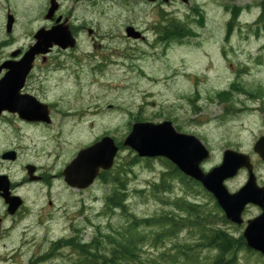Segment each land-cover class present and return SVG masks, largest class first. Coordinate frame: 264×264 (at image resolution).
<instances>
[{
    "label": "rangeland",
    "instance_id": "rangeland-1",
    "mask_svg": "<svg viewBox=\"0 0 264 264\" xmlns=\"http://www.w3.org/2000/svg\"><path fill=\"white\" fill-rule=\"evenodd\" d=\"M247 1L250 0H196L184 5L98 0L76 5L72 0H63L62 10L71 14L74 21L79 20L100 32L98 48L86 30L81 34L82 49L71 54L73 59L65 60L57 55L64 65L62 71L54 69L57 60H53L55 64L46 86L50 100L56 104L52 125L32 129L40 130L38 149L33 154L37 153L38 163L50 176L51 195L45 185H39L36 240L29 236L28 242L32 244L17 241L8 245L6 253L12 252L14 257L7 264L69 261L75 257V251L63 247L51 252L54 241L75 235L76 227L82 229L83 238L89 241L96 225L106 226L109 221L120 220L117 214L110 218L101 214L111 183L98 178L89 188L78 191L55 177L76 147L104 135L123 144L138 116L153 122L171 120L179 131L198 136L210 148L211 156L203 163L208 171L221 163L229 136L241 130L249 131L246 126L259 129L262 113L251 115L250 110L243 113L240 108L262 105V101H249V97L234 87L229 91V99L219 96L233 80H245L244 84L264 88L263 33L259 41L242 38L244 20L255 18L259 9L251 8L239 20L233 17V11ZM47 8L46 0H0V32L5 30L10 9L15 14V34L21 36L22 45L33 44L34 34L48 24ZM230 20L232 33L226 39ZM175 22L197 35L183 33L179 39L164 38L170 24ZM129 26L142 33L144 39L128 37ZM253 28L247 24V32ZM68 110L83 116H67ZM65 138L70 140L72 148L69 143L64 144ZM135 155V151L123 146L115 162V172H120L126 182L128 208L141 217L164 213L170 205L164 203L163 197L172 200L173 196L185 194L184 189L178 180H173L172 193L153 195L150 186L160 179L166 166L159 158L131 164ZM194 192L187 196L201 203L211 199L207 193ZM48 198L53 200V207L46 205ZM195 238L192 232L184 230L178 239L167 238L157 248L151 245L145 248L154 258L161 251H167L163 264H186L178 249H173V240L184 244L194 242ZM202 251L201 257L211 255L209 250ZM47 252L50 257L44 262L38 261ZM175 256L180 257V262L171 261ZM238 256V264H264V260L252 254L240 252Z\"/></svg>",
    "mask_w": 264,
    "mask_h": 264
},
{
    "label": "flooded vegetation",
    "instance_id": "flooded-vegetation-1",
    "mask_svg": "<svg viewBox=\"0 0 264 264\" xmlns=\"http://www.w3.org/2000/svg\"><path fill=\"white\" fill-rule=\"evenodd\" d=\"M46 1L48 4L46 13L48 12L52 1L57 4L58 9L51 18H47L45 15L48 19V24L43 27L50 29L53 26L64 22L69 26L76 40L75 47L63 49L59 46H54L47 54L36 55L32 63V68L28 73L23 75V72L18 71V69H21L22 59L26 52L31 48L32 44L27 46L22 45L21 36L15 34V14H13L15 21L11 30H8L6 23L5 30L0 32V82L9 77L12 85L10 86L9 91L8 89H5L4 91L8 93L10 92L12 95V92L14 93L15 90L19 101V103L15 102L10 104H3L0 101V264H7L14 257V253H6V247L8 245H14L17 241L21 242V244H32V241L28 242L29 236L33 238V240H36L35 217L38 216L40 211L38 205L39 185H45L48 195H51L50 176L44 172L42 165L38 163L37 153L33 154V150L38 149V131L40 130L32 129H37V127L46 128L52 125L56 104L50 100L46 86L49 82V72L53 69L52 66L55 64L53 60H57L54 69L56 71H62L64 65L60 63L57 55H61L67 60L71 58V54H77L76 51L82 49L81 34L86 30L91 39L94 40V46L98 48L100 32L85 23H81L79 20L74 21V19L71 18V14H66L62 10L64 5L63 0ZM118 1L151 2L149 0ZM72 2L79 5L83 3H97L98 0H72ZM191 2H196V0H188L186 2L184 0L153 1V3L184 5H189ZM227 8L228 6H226V9ZM251 8H258L259 11L252 20H244L245 22L242 24L244 36L242 38L249 39L252 37L259 41L262 33L264 37V0L247 1V3L241 8L239 7L237 11H233V17L236 18V20H239L241 14L250 11ZM10 14L12 13L10 12V9H8L6 20ZM59 18H61L60 21H58ZM230 22H232V20L229 21L227 27L226 39H229L232 33ZM247 24L252 27L254 26L249 32H247ZM192 33V36L197 35V32L194 30H192ZM165 37L166 36L164 35V38ZM134 39H144V36L141 33L139 37ZM99 46H101V44H99ZM244 82L245 80H233L225 88V91L222 92L228 93L232 87H235V89L240 90L239 92L241 95L249 97V101H262V105H246L243 108H240V111L242 112L243 110V113L250 110L251 115L262 113V116L258 119L259 129L246 126L249 131H238L234 133V136H229L226 139L222 161L225 151L234 150L241 153L242 163H240L241 166L234 175L226 178L225 185L230 193H236L245 188L251 179H253L255 186L258 189L256 194L259 196V199L256 202L248 201L245 204L242 210L240 223L232 221L225 213L224 215L227 221L226 226H228L230 234L236 236V232H238L237 237L243 238V242L247 248L242 252L252 254L261 260H264V253L250 248L247 244V238L245 237V231L250 222L264 218V153L262 154L256 148L259 141L264 137V88H261V86L252 87L248 84H244ZM13 85H20V87H18L19 90ZM40 103L47 105L51 122L48 123L33 119L35 115H38ZM65 115L74 117L83 116L77 111L71 112L69 110ZM180 130L183 129L180 128ZM42 131L46 132L47 130ZM73 131L77 132L78 130ZM45 140L47 141L49 139L45 138ZM64 140L66 141L64 144L70 142L69 139L66 140L65 138ZM97 141L98 138L90 144H84L78 148L76 147L73 150L72 155H70L69 159L55 177L59 180L65 181L70 189L84 191L86 188H75L66 182L64 170L70 165L79 150L93 145ZM70 143L69 145L72 148ZM261 147L264 148V144H262ZM34 158H36V160ZM97 181L98 176L94 183ZM47 185L49 187H47ZM46 205L53 207V200L48 198ZM41 211L44 212L43 209Z\"/></svg>",
    "mask_w": 264,
    "mask_h": 264
},
{
    "label": "trees",
    "instance_id": "trees-1",
    "mask_svg": "<svg viewBox=\"0 0 264 264\" xmlns=\"http://www.w3.org/2000/svg\"><path fill=\"white\" fill-rule=\"evenodd\" d=\"M183 32L193 35L192 29L184 26L181 28L175 22L170 24L164 35L170 39H178ZM229 95V91L219 93L224 100L229 99ZM140 120L146 119L138 116L135 121ZM117 144L120 149L123 148L122 142ZM159 159L164 162L166 170L159 180L152 182L151 193L155 196L172 193L173 180H178L185 194L173 196L172 200L163 197L164 203L170 205L168 210L156 216L141 217L128 208L126 182L120 177V172H115V164L112 169L102 171L99 175L103 181L111 183V191L105 198V208L101 214L108 218L117 214L121 217L120 220L109 221L106 226L96 225L89 241L83 238L80 227L75 228V235L54 241L51 252L63 247H70L75 251V257L69 261L55 264H163L167 259V251H161L158 258H154L147 254L145 247L151 245L157 248L167 238L178 239L184 230L192 232L196 237L195 241L182 244L179 240H173L172 246L173 249H178L183 261L188 262L186 264H238V254L247 247L243 238L230 234L228 228L223 227L227 221L214 197L201 183L183 174L171 161L162 157ZM141 160L149 162L152 158L142 159L135 155L131 164H137ZM195 190L196 193H207L211 199L201 203L189 198L187 194L195 193ZM202 250H209L211 255L201 257ZM48 257L49 252L44 253L38 261L44 262ZM171 261L180 262V257H172Z\"/></svg>",
    "mask_w": 264,
    "mask_h": 264
},
{
    "label": "water",
    "instance_id": "water-1",
    "mask_svg": "<svg viewBox=\"0 0 264 264\" xmlns=\"http://www.w3.org/2000/svg\"><path fill=\"white\" fill-rule=\"evenodd\" d=\"M57 9V4L52 1L46 17H53ZM14 21L13 14H10L7 19L8 30H11ZM126 33L127 36L133 38L140 36V33L132 26L126 28ZM34 37L35 43L24 55L21 62L22 67L18 69L23 72V75L32 68L36 55H45L54 46L63 49L76 46V40L69 26L64 22L50 29L40 28ZM11 85L9 77L0 82V101L3 104L19 103L15 90L12 95L10 92L4 91L5 89L9 91ZM13 86L17 89L20 87V85ZM33 119L51 122L47 105L40 103L38 115H35ZM262 144H264V137L256 147L263 154ZM123 146L131 148L141 158L163 157L171 161L185 175L200 182L215 197L227 217L234 222H241L242 210L248 201L256 202L259 199L256 194L258 189L253 179L245 188L236 193H230L226 188V178L234 175L241 166L242 155L240 152L225 151L222 163L205 171L202 163L209 159L210 150L198 136L179 131L171 120L135 122L124 139ZM118 151L119 145L115 139L110 135H104L93 145L85 147L77 153L64 170L66 182L72 187H89L101 170H109L113 167ZM245 237L250 248L264 253V218L251 221L245 231Z\"/></svg>",
    "mask_w": 264,
    "mask_h": 264
},
{
    "label": "bare ground",
    "instance_id": "bare-ground-1",
    "mask_svg": "<svg viewBox=\"0 0 264 264\" xmlns=\"http://www.w3.org/2000/svg\"><path fill=\"white\" fill-rule=\"evenodd\" d=\"M183 33H185V32H183ZM179 35H180V34H179ZM166 36H167V35H166ZM181 37H182V36H181ZM167 39H168V38H167ZM176 39H177V38H176ZM178 39H179V38H178ZM159 40H161V39L159 38ZM165 40H166V39H165ZM169 40H170V39H169ZM169 40H168V41H169ZM168 41H167V42H168ZM181 41H182V40H181ZM165 42H166V41H165ZM168 43H169V42H168ZM163 44H164V43H163ZM164 46H167V47H168L169 44H168V45H164ZM69 143H70V142H69ZM70 144H71V143H70ZM65 145H66V144H65ZM113 179H114V178H113ZM113 181H114V180H113ZM120 188H121V187H120ZM122 188L124 189V187H122ZM128 192H129V191H128ZM124 193H125V192H124ZM124 193H123V194H124ZM126 193H127V192H126ZM127 194H128V193H127ZM127 197H128V196H127ZM127 197H126V198H127ZM126 201H127V200H126ZM34 216H36V215H34ZM35 218H36V217H35ZM226 234H227V233H226ZM229 236H230V235H229ZM96 237H97V236H96ZM234 239H235V238H234ZM31 262H32V261H31ZM31 262H30V263H31ZM39 263H40V262H39Z\"/></svg>",
    "mask_w": 264,
    "mask_h": 264
}]
</instances>
